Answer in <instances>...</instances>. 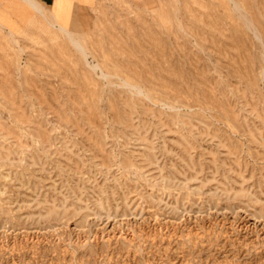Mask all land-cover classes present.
<instances>
[{
	"label": "rangeland",
	"instance_id": "374dc122",
	"mask_svg": "<svg viewBox=\"0 0 264 264\" xmlns=\"http://www.w3.org/2000/svg\"><path fill=\"white\" fill-rule=\"evenodd\" d=\"M157 2L0 29V264H264V0Z\"/></svg>",
	"mask_w": 264,
	"mask_h": 264
},
{
	"label": "crops",
	"instance_id": "0c3cea01",
	"mask_svg": "<svg viewBox=\"0 0 264 264\" xmlns=\"http://www.w3.org/2000/svg\"><path fill=\"white\" fill-rule=\"evenodd\" d=\"M161 1L153 7L146 4L144 11L157 8ZM100 6L101 0H0V29L7 33L11 30L18 36L25 28L37 26L47 18L58 27L78 34L73 30L77 20L98 11Z\"/></svg>",
	"mask_w": 264,
	"mask_h": 264
},
{
	"label": "bare ground",
	"instance_id": "6f19581e",
	"mask_svg": "<svg viewBox=\"0 0 264 264\" xmlns=\"http://www.w3.org/2000/svg\"><path fill=\"white\" fill-rule=\"evenodd\" d=\"M41 11V10H40ZM58 27V26H57ZM60 30H62V31H64V32H67L66 31V29L64 30V29H62V28H60V27H58ZM75 44H77L75 41H73ZM82 49V48H81Z\"/></svg>",
	"mask_w": 264,
	"mask_h": 264
}]
</instances>
